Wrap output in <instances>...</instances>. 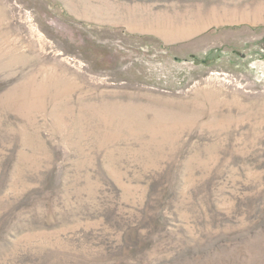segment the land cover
I'll return each mask as SVG.
<instances>
[{"label": "rangeland", "instance_id": "obj_1", "mask_svg": "<svg viewBox=\"0 0 264 264\" xmlns=\"http://www.w3.org/2000/svg\"><path fill=\"white\" fill-rule=\"evenodd\" d=\"M0 264H264V0H0Z\"/></svg>", "mask_w": 264, "mask_h": 264}]
</instances>
